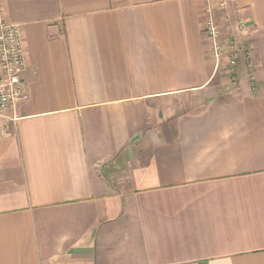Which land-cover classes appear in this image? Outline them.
Wrapping results in <instances>:
<instances>
[{
    "label": "crops",
    "instance_id": "0c3cea01",
    "mask_svg": "<svg viewBox=\"0 0 264 264\" xmlns=\"http://www.w3.org/2000/svg\"><path fill=\"white\" fill-rule=\"evenodd\" d=\"M228 1L237 89L218 0H3L28 97L0 125V264H264V0Z\"/></svg>",
    "mask_w": 264,
    "mask_h": 264
},
{
    "label": "built area",
    "instance_id": "2783aa9c",
    "mask_svg": "<svg viewBox=\"0 0 264 264\" xmlns=\"http://www.w3.org/2000/svg\"><path fill=\"white\" fill-rule=\"evenodd\" d=\"M228 0H218L217 9L220 18L210 7L206 10L205 35L210 43L209 55L217 64L224 63L228 82L235 84L237 89L238 75L236 67L242 55L250 61L252 43L240 40L242 35L249 32V23L241 7L228 10ZM231 14L233 18L231 19ZM221 20L225 22L223 26ZM250 64V63H249ZM26 51L22 41L20 26L5 20L3 0H0V125L2 119L13 112L18 103L28 97L23 73L26 69ZM251 86L255 88L253 70L250 68Z\"/></svg>",
    "mask_w": 264,
    "mask_h": 264
}]
</instances>
